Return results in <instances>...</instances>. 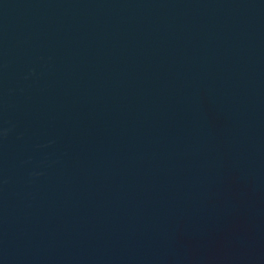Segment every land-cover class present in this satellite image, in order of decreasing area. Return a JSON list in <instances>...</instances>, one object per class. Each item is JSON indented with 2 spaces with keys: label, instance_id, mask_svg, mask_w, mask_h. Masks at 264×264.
<instances>
[{
  "label": "water",
  "instance_id": "1",
  "mask_svg": "<svg viewBox=\"0 0 264 264\" xmlns=\"http://www.w3.org/2000/svg\"><path fill=\"white\" fill-rule=\"evenodd\" d=\"M0 264H264V0H0Z\"/></svg>",
  "mask_w": 264,
  "mask_h": 264
}]
</instances>
